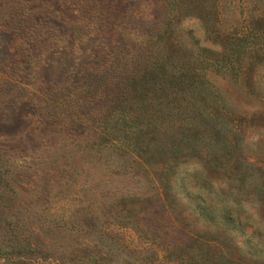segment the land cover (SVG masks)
I'll return each mask as SVG.
<instances>
[{"label": "rangeland", "instance_id": "obj_1", "mask_svg": "<svg viewBox=\"0 0 264 264\" xmlns=\"http://www.w3.org/2000/svg\"><path fill=\"white\" fill-rule=\"evenodd\" d=\"M28 3L30 53L0 11V264H264V0ZM146 43L192 69L170 106L224 120L218 161L160 151L152 94L109 112L125 86L103 94L99 66L110 79Z\"/></svg>", "mask_w": 264, "mask_h": 264}, {"label": "trees", "instance_id": "obj_2", "mask_svg": "<svg viewBox=\"0 0 264 264\" xmlns=\"http://www.w3.org/2000/svg\"><path fill=\"white\" fill-rule=\"evenodd\" d=\"M28 2L29 0H0V11L5 14L2 16L4 24L7 26L9 24L13 27L8 34L12 36L10 38L14 39L18 35L17 32L22 33V35L20 36L19 34V38H17L19 39V43H22L21 51H26V53H30L31 50L43 45V43L39 44L33 42V47H31L30 45H32V43L27 41L26 37L29 36L30 33L26 31L31 30V23L37 30V26L33 23V20H30L27 24L24 23V21L35 15H30L31 12L26 14V11H28L27 7L31 5ZM27 15L29 17H27ZM163 27L164 23L162 22L158 23L157 27H155V36H158L160 43L163 37L160 33V29ZM154 45L158 46L155 49L156 52L154 53L152 48L149 49L147 45V47L143 49L147 54L144 56L143 60L136 65L130 67L128 61L119 63V66H116L113 72L115 73L114 76L120 73L119 78L114 76L110 77V79L106 78L108 74L107 70H103V68H101L102 66H99V69L102 71H100L102 85L99 90H103V94H107L109 88L117 89L118 86H125L124 90L118 93L115 101H112L110 105L112 108L109 112H112V109L114 110L116 106L119 108V114L125 115V113H127L125 112L124 105L132 101V99L128 100L127 98L128 90L133 91L134 95L139 93L138 97H136V95L133 97V100L136 101H141L143 99L141 97L147 95V93L150 95L152 94V98L150 99L152 103L148 105L149 108L143 112L145 115L144 126L145 130H149L148 132L152 134L149 135L152 142L158 140L156 135L159 132H163L162 136L165 138V142L159 146L160 151L167 149L174 162L184 153L192 154L205 148L210 157L213 156L215 161H218L223 155L222 152L226 150V146L222 141L225 135L224 120L221 119L218 121V118H211V120L200 118V120H197L195 114L200 111L195 109L190 100L188 104L185 105L179 104L177 106H170L171 104H177L178 100L175 98L172 103L168 101L167 97H169V92L175 96H184L188 93L193 95V92L197 90V87L194 85L195 77L190 75L192 69H186L184 64L179 63L183 61L181 60L182 58H179L181 56L166 54V58V51L164 52L161 50L158 43H154ZM182 101H185V99H182ZM106 111L108 112V110ZM142 131L143 129L138 132ZM203 161L205 164L210 163L208 159ZM200 208H202L201 211H206V208L209 207L203 205ZM219 215L222 224L226 228L235 229L239 226L238 220H234L232 212L228 207L222 206Z\"/></svg>", "mask_w": 264, "mask_h": 264}]
</instances>
